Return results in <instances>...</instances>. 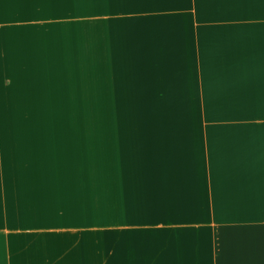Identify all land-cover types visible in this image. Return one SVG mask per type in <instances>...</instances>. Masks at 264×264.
Returning <instances> with one entry per match:
<instances>
[{"label": "crops", "instance_id": "0c3cea01", "mask_svg": "<svg viewBox=\"0 0 264 264\" xmlns=\"http://www.w3.org/2000/svg\"><path fill=\"white\" fill-rule=\"evenodd\" d=\"M106 229L264 264V0H0V264H106Z\"/></svg>", "mask_w": 264, "mask_h": 264}, {"label": "rangeland", "instance_id": "374dc122", "mask_svg": "<svg viewBox=\"0 0 264 264\" xmlns=\"http://www.w3.org/2000/svg\"><path fill=\"white\" fill-rule=\"evenodd\" d=\"M105 254H106V264H113V229H106L105 233ZM98 236L97 234L90 233V246L88 247L89 252L93 255H96L98 252V246L97 242ZM101 249V246H100ZM75 253L84 251V253L87 251V247H76L74 248Z\"/></svg>", "mask_w": 264, "mask_h": 264}]
</instances>
